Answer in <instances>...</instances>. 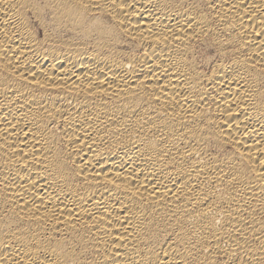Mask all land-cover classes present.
Wrapping results in <instances>:
<instances>
[{"label": "bare ground", "instance_id": "obj_1", "mask_svg": "<svg viewBox=\"0 0 264 264\" xmlns=\"http://www.w3.org/2000/svg\"><path fill=\"white\" fill-rule=\"evenodd\" d=\"M0 264H264V0H0Z\"/></svg>", "mask_w": 264, "mask_h": 264}]
</instances>
